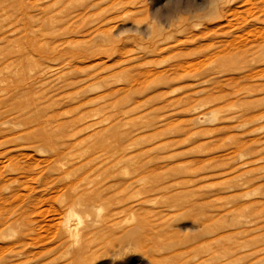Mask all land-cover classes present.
I'll return each instance as SVG.
<instances>
[{
	"label": "rangeland",
	"instance_id": "1",
	"mask_svg": "<svg viewBox=\"0 0 264 264\" xmlns=\"http://www.w3.org/2000/svg\"><path fill=\"white\" fill-rule=\"evenodd\" d=\"M0 264H264V0H0Z\"/></svg>",
	"mask_w": 264,
	"mask_h": 264
},
{
	"label": "bare ground",
	"instance_id": "2",
	"mask_svg": "<svg viewBox=\"0 0 264 264\" xmlns=\"http://www.w3.org/2000/svg\"><path fill=\"white\" fill-rule=\"evenodd\" d=\"M70 211V210H69Z\"/></svg>",
	"mask_w": 264,
	"mask_h": 264
}]
</instances>
